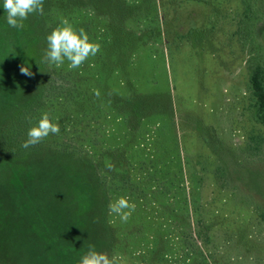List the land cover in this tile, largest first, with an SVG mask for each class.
Returning a JSON list of instances; mask_svg holds the SVG:
<instances>
[{"label": "trees", "instance_id": "obj_1", "mask_svg": "<svg viewBox=\"0 0 264 264\" xmlns=\"http://www.w3.org/2000/svg\"><path fill=\"white\" fill-rule=\"evenodd\" d=\"M60 1L71 5L76 11L81 8L80 14L90 17L98 32L100 51L104 54L112 53L119 58L120 69L123 71L131 66L135 68L134 57L139 47L163 39V23L158 13L157 0H148L147 11H141L143 6L135 4L138 0ZM240 1L244 11L239 17L235 34L240 41H244V47L249 48L248 70L250 92L256 110L255 120L264 126V60L256 55L259 47L248 42L250 29L247 26L252 20L261 18L263 8L259 9L258 4L260 1L264 3V0ZM2 6L3 0H0V114L4 111L0 115V150L6 160H28L29 165L24 172L25 179L21 182L18 180L20 183L17 190L8 189V197L1 201L5 214L3 219L0 217V222L7 228L9 259L0 261V264H79L89 245L97 251L103 247L101 226L106 238L105 247L110 251L111 228H118L121 224L139 227L134 241L137 264H148V257L162 246L164 251L158 254L161 264L194 262L198 252L201 253L196 238L202 235L194 231L186 187L184 199H179V192L183 191V187L177 184L182 172L181 164L175 166L174 162L168 161V157L155 154V144L152 143V138L161 128L160 124L155 125L150 121L152 113L156 112L157 117H165L170 114V108L164 109L161 104L152 101L150 96L138 94L131 95L126 102L129 107L125 113L126 121L117 112L103 109L101 115L100 103L95 104L100 111H94L93 107L86 109L85 113L76 111L77 104L88 100L86 90L92 91L93 87L84 90L75 83L72 79L73 69L69 70L68 64L49 67L43 61L47 47L46 36L50 34L49 27L44 24L48 0H44L43 15H30L24 21L23 29L7 25ZM67 19L69 22L73 20L71 24L77 23L75 17ZM21 66L30 67L33 76L21 74ZM90 67L89 71H93L96 65L91 63ZM95 77L99 80L98 75ZM127 80L119 79L117 85L123 88L127 82L129 90H133V81L129 78ZM6 82L12 83L14 89V94L9 97L2 87ZM61 109L64 110L62 116ZM44 113H48L53 122L61 121L60 133L53 138L52 143H48V136L35 146L22 148L28 129L37 124ZM100 115L103 118V135L97 133L100 125L97 118ZM132 117L141 130L125 141L128 143L124 147L127 163L123 165L120 162L116 170L108 171L103 164L113 148L109 145L110 140L116 143L120 141L115 130L121 124L131 126L129 135L133 133ZM76 119L80 120L76 123ZM79 123H85L91 128L92 133L88 135L86 143L82 142L86 140L77 131ZM84 149L93 153L88 155L89 160ZM175 153L176 156L171 155V160L180 158L179 153ZM45 154L49 156L37 160ZM120 168H124L122 175L119 173ZM69 185L72 188L68 189ZM99 196L103 202L100 211L102 215L98 211L101 226L89 210L93 199H99ZM119 197H126L130 203L135 204V210L127 222L109 211V204ZM22 204L28 205L25 211L19 210ZM34 204H38L37 207ZM41 207L46 210H40ZM176 208L182 211V216H178ZM51 213L54 216L51 217ZM53 217L67 224L73 217L84 220L90 217L91 235L85 239V235L48 228L50 221H53L50 218ZM127 236L133 237L130 233Z\"/></svg>", "mask_w": 264, "mask_h": 264}, {"label": "rangeland", "instance_id": "obj_2", "mask_svg": "<svg viewBox=\"0 0 264 264\" xmlns=\"http://www.w3.org/2000/svg\"><path fill=\"white\" fill-rule=\"evenodd\" d=\"M156 2L163 23V39L151 41L146 47L137 49L135 68L131 66L123 71L120 69L119 58L112 53L104 54L100 51L80 68L73 69L72 79L75 83L84 90L89 86L93 87L92 91L86 90L88 100L77 104L76 111L85 113L86 109L93 107L97 112L100 108L95 104L100 103L101 115L103 109L117 112L126 121L125 113L129 111L126 102L131 95L138 94L150 96L152 101L161 104L164 109L169 107L171 112L165 117H157L156 112L151 115L150 121L161 127L152 138V143L155 144V154L168 157V161L174 162L175 166L181 164L182 167L177 182L180 188L183 187V191L179 192V199H184L186 187L194 231L202 235L196 238L201 253L198 252L191 264H264V126L255 120L256 110L250 92L248 70L249 48H245L244 41H240L235 34L244 7L240 0ZM260 2L259 9H264L263 1ZM135 4L143 6L141 11L149 10L148 0H138ZM70 6L64 1L48 0L45 26L51 32L61 25L63 19L75 17L77 23L72 24L73 27L77 30L83 28L90 41L97 43L98 32L90 17L80 14L81 8L76 11ZM263 9L261 18L252 20L247 26L250 29L248 42L259 47L256 55L264 60ZM91 63L96 65L93 71H89ZM47 64L49 67L54 65ZM66 64L67 61L64 65ZM128 78L133 81V90H129L127 82L123 88L117 85V80ZM3 85L6 96L14 94L12 83L6 82ZM97 91L99 97L95 94ZM63 111L60 110L61 116ZM101 115L97 118L100 123L97 133L103 135ZM54 122L60 125L61 121ZM132 124L133 133L130 135L131 126L121 124L116 128L120 141L116 143L110 140L109 145L113 148L103 164L108 171L116 170L120 162L123 165L127 163L124 147L128 143L125 141L141 130L133 117ZM78 126L80 137L88 140L91 128L85 123H79ZM55 136L50 134L48 143H52ZM87 140L82 142L86 143ZM84 150L87 156L93 154ZM174 151L179 153L180 158L174 157L171 160V155L176 156ZM46 155L48 154L37 160L46 158ZM95 164L98 162L95 161ZM28 165V160H6L0 150L2 219L5 210L1 201L8 197V189L17 190L18 184L25 179ZM109 165L112 167L109 168ZM120 169L119 173L122 175L124 168ZM91 182L95 187L93 180ZM70 188L72 187H68ZM26 205L22 204L19 210L25 211ZM34 205L37 207L38 204ZM102 209L100 196L99 199L94 198L89 210L94 213L100 226ZM176 209L178 216H182V211ZM40 210L46 209L41 207ZM50 216H54V213ZM85 219L73 217L67 224L53 217L50 218L53 221H50L48 228L61 229L73 235H85L86 239L91 235L92 220L90 217ZM101 228L103 247L98 251L116 258L117 264H137L134 241L139 227L121 224L118 228H111L113 233L110 251L105 247L106 238L103 226ZM6 229L0 222V261L9 259ZM127 233L133 237L130 238ZM162 251L163 246L150 255L148 264H161L158 254Z\"/></svg>", "mask_w": 264, "mask_h": 264}, {"label": "clouds", "instance_id": "obj_3", "mask_svg": "<svg viewBox=\"0 0 264 264\" xmlns=\"http://www.w3.org/2000/svg\"><path fill=\"white\" fill-rule=\"evenodd\" d=\"M44 0H3V9L8 26L16 29H23L24 21L32 14L43 15ZM47 47L44 51L43 61L61 67L68 62L69 70L80 68L90 57L96 56L100 51L98 43L90 41V38L83 28L76 29L67 20L63 19L61 25L53 29L46 36ZM20 73L32 77L30 67L21 66ZM96 96L99 97L97 91ZM60 127L54 123L48 113L42 114L37 124L31 126L27 131V139L21 145L28 149L41 143L50 134L58 135ZM112 166L109 165V168ZM109 211L116 214L123 222H127L135 204L130 203L126 197H119L109 204ZM79 264H117L116 258H110L107 253L95 250L89 245L88 251L81 257Z\"/></svg>", "mask_w": 264, "mask_h": 264}]
</instances>
